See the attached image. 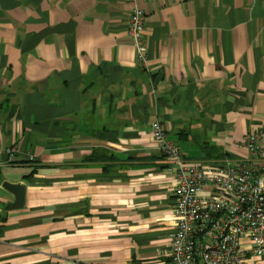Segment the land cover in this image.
<instances>
[{
  "label": "crops",
  "instance_id": "obj_1",
  "mask_svg": "<svg viewBox=\"0 0 264 264\" xmlns=\"http://www.w3.org/2000/svg\"><path fill=\"white\" fill-rule=\"evenodd\" d=\"M139 5L144 64L125 0H0V264H165L174 176L154 120L186 161L252 164L264 0ZM4 182L24 188L16 209Z\"/></svg>",
  "mask_w": 264,
  "mask_h": 264
},
{
  "label": "built area",
  "instance_id": "obj_2",
  "mask_svg": "<svg viewBox=\"0 0 264 264\" xmlns=\"http://www.w3.org/2000/svg\"><path fill=\"white\" fill-rule=\"evenodd\" d=\"M139 1L146 0H125L132 7L127 33L137 60L144 64L145 13ZM149 134L174 176L165 264H257L264 254V128L241 141L256 169L252 164L184 160L177 146L166 140L159 120L151 122ZM7 154L13 156L14 150Z\"/></svg>",
  "mask_w": 264,
  "mask_h": 264
},
{
  "label": "water",
  "instance_id": "obj_3",
  "mask_svg": "<svg viewBox=\"0 0 264 264\" xmlns=\"http://www.w3.org/2000/svg\"><path fill=\"white\" fill-rule=\"evenodd\" d=\"M2 188L14 196V202L9 205V208L16 209L22 205L24 188L18 184L13 185L9 183H2Z\"/></svg>",
  "mask_w": 264,
  "mask_h": 264
},
{
  "label": "trees",
  "instance_id": "obj_4",
  "mask_svg": "<svg viewBox=\"0 0 264 264\" xmlns=\"http://www.w3.org/2000/svg\"><path fill=\"white\" fill-rule=\"evenodd\" d=\"M107 154V153H106ZM95 153L92 155V156H90V157H88L86 160H90V161H93L94 159H95ZM108 160H114V158L111 156V155H109V156H107L106 157Z\"/></svg>",
  "mask_w": 264,
  "mask_h": 264
}]
</instances>
